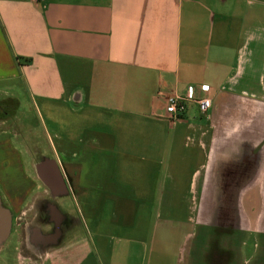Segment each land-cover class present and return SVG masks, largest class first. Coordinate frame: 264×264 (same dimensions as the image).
Returning <instances> with one entry per match:
<instances>
[{"label":"crops","instance_id":"crops-1","mask_svg":"<svg viewBox=\"0 0 264 264\" xmlns=\"http://www.w3.org/2000/svg\"><path fill=\"white\" fill-rule=\"evenodd\" d=\"M0 96V264H264V0H0Z\"/></svg>","mask_w":264,"mask_h":264},{"label":"rangeland","instance_id":"rangeland-1","mask_svg":"<svg viewBox=\"0 0 264 264\" xmlns=\"http://www.w3.org/2000/svg\"><path fill=\"white\" fill-rule=\"evenodd\" d=\"M12 84H10V83H7V82H5V83H3L2 85H1V87H3V88H5L6 90L9 88V86H11ZM13 86H14V84H13ZM17 88V91L15 90V94L17 95V99H19V102H21V104H22V106L24 105V107L26 106H32V104H31V102L27 99V97H26V94H25V92L23 91V90H21L20 88L21 87H16ZM15 88V89H16ZM6 97H1L0 96V99H5ZM1 102H4L3 100H0ZM11 101V100H10ZM12 103V102H11ZM13 107H15V105L12 103V104H9V103H0V119L4 116L5 118L6 117H8V115H6L5 113L9 110H11V108H13ZM25 107V110H26V112H28V110H27V108ZM30 108V107H29ZM32 108V107H31ZM14 115V109H12V111H11V116H13ZM28 115H29V118H30V120L32 121V122H34L35 121V119H34V116L31 114V113H28ZM43 132V131H42ZM44 134L45 133H42V136H41V134H40V136H41V140H40V142H41V149L43 150V152L45 151L46 152V154L48 155V156H51V152H50V149H51V147H50V143H49V139L47 138V136L45 135L44 136ZM16 145H17V147L18 148H21V150H23V151H25L24 149H25V147L23 146V144H22V141H19V140H15V142H14ZM33 152H36V150L34 149V151ZM33 152H32V154H33ZM41 152V151H40ZM49 153V154H48ZM35 154V153H34ZM45 156V155H44ZM41 158V155H37L36 154V156L34 155V162L36 163V162H38V158ZM23 160H24V164H25V166H26V169L28 170V172L29 173H31V174H33L34 172H33V169H32V156L30 155V154H27L26 153V151H25V154H24V157H23ZM254 200V201H253ZM259 203V197H258V195H255V197L252 199V205L254 206V204H258ZM256 216V210H255V208L253 207V209H252V212H251V217L252 218H254ZM253 250V249H252ZM256 252H257V249H256ZM253 253H255V251L253 250V252H252V254ZM253 257V255H249V257Z\"/></svg>","mask_w":264,"mask_h":264},{"label":"built area","instance_id":"built-area-1","mask_svg":"<svg viewBox=\"0 0 264 264\" xmlns=\"http://www.w3.org/2000/svg\"><path fill=\"white\" fill-rule=\"evenodd\" d=\"M209 87L208 86H202L201 91L202 92H208ZM189 96L187 98L180 97L178 95H170L166 99V113L168 115V118L171 121H175L180 119L186 112L187 110V101L189 100H194L196 101L200 112L203 115H206L208 111L211 108V100L208 98H198V99H193L191 97L193 93V89L189 88L188 89Z\"/></svg>","mask_w":264,"mask_h":264},{"label":"water","instance_id":"water-1","mask_svg":"<svg viewBox=\"0 0 264 264\" xmlns=\"http://www.w3.org/2000/svg\"><path fill=\"white\" fill-rule=\"evenodd\" d=\"M54 163L53 162H51V161H48V160H46V161H44V162H42V163H40V164H38V166H37V172H38V174L40 175V177L44 180V181H50L51 180V182H56L55 180H56V178H55V174L54 175H52V174H48L47 172H46V170H47V168L48 167H54V165H53ZM58 171H59V173H60V176H61V178H62V181H63V184H64V186L66 187V181H65V175L63 174V172L61 171V169L58 167ZM67 188V187H66Z\"/></svg>","mask_w":264,"mask_h":264},{"label":"flooded vegetation","instance_id":"flooded-vegetation-1","mask_svg":"<svg viewBox=\"0 0 264 264\" xmlns=\"http://www.w3.org/2000/svg\"><path fill=\"white\" fill-rule=\"evenodd\" d=\"M43 160H45V159H43ZM40 162H44V161H39L38 163H40ZM53 169H54V168H53ZM53 169H52V167H48L47 170H46V172H47L48 174H52V175H54V173H53V171H52ZM49 183L52 184V183H51V180L49 181ZM50 186H54V185H50Z\"/></svg>","mask_w":264,"mask_h":264}]
</instances>
